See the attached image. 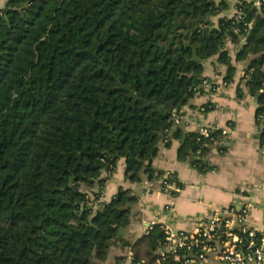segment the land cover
Returning <instances> with one entry per match:
<instances>
[{
  "label": "trees",
  "instance_id": "obj_1",
  "mask_svg": "<svg viewBox=\"0 0 264 264\" xmlns=\"http://www.w3.org/2000/svg\"><path fill=\"white\" fill-rule=\"evenodd\" d=\"M235 6L233 16H221L229 0H7L0 7V264H102L138 201L123 187L99 201L103 171L124 159L131 182L163 175L153 160L169 139L172 111L198 93L204 62L218 56L226 81L234 79L228 41L244 39L235 60H248L246 85L261 122L264 4ZM221 135L175 130L178 159L205 168ZM163 238L156 223L130 246L152 259Z\"/></svg>",
  "mask_w": 264,
  "mask_h": 264
},
{
  "label": "crops",
  "instance_id": "obj_2",
  "mask_svg": "<svg viewBox=\"0 0 264 264\" xmlns=\"http://www.w3.org/2000/svg\"><path fill=\"white\" fill-rule=\"evenodd\" d=\"M6 1L3 0L0 7ZM235 2L229 0V8L221 16L236 14ZM243 42L244 39L236 44L227 42L236 66L232 81H226L227 67L219 63L218 56L204 62L203 76L216 80L218 89L198 92L186 105L177 109L178 117L172 119L173 125L168 131L170 145H166L168 140L161 141L153 160V167L163 175L150 180L147 174H143L141 196L134 192L137 182L125 177L124 159L118 162L114 172L103 171L105 184L99 186L102 188L99 201H110L120 187L129 188L138 196V201L132 205V221L119 237L137 234L136 241L156 223L164 228L192 229L195 222L206 214L207 208L234 204H250L251 221L264 230V141L261 140L262 126L257 115L259 103L257 97L250 95L246 85L244 74L248 60H235ZM212 126L219 128L222 138L215 141L206 154V167L201 169L191 160H179L178 149L182 140L174 138L173 132L177 129L183 133L199 132L200 128ZM167 173L174 174L182 185L170 214L164 210L170 196L160 189L161 178ZM147 189L150 191L146 192ZM126 254L118 245H113L102 264H120Z\"/></svg>",
  "mask_w": 264,
  "mask_h": 264
},
{
  "label": "built area",
  "instance_id": "obj_3",
  "mask_svg": "<svg viewBox=\"0 0 264 264\" xmlns=\"http://www.w3.org/2000/svg\"><path fill=\"white\" fill-rule=\"evenodd\" d=\"M235 1L238 3L242 0ZM254 4L261 7L264 0H254ZM217 89V81L208 77L193 88L196 92ZM261 91L264 92V87ZM177 117L178 111L174 109L172 119ZM260 118L264 139V110ZM218 130V127L212 126L200 128L199 132L208 137ZM160 189L170 196V201L164 207L165 212L170 214L181 187L173 180L172 174L167 173L161 178ZM207 209L192 229L165 227L164 238L152 259L138 258L130 249L120 264H264V230L251 221L250 204ZM151 228L152 225L147 231Z\"/></svg>",
  "mask_w": 264,
  "mask_h": 264
},
{
  "label": "rangeland",
  "instance_id": "obj_4",
  "mask_svg": "<svg viewBox=\"0 0 264 264\" xmlns=\"http://www.w3.org/2000/svg\"><path fill=\"white\" fill-rule=\"evenodd\" d=\"M0 3H3V0H0ZM142 189H143V182H137L134 192H136L138 195L141 196L142 194ZM138 237L137 234L134 235H124L123 237H119L118 239L114 240L113 245H118V248L123 252V253H128L130 245L134 242V240ZM112 245V246H113Z\"/></svg>",
  "mask_w": 264,
  "mask_h": 264
},
{
  "label": "water",
  "instance_id": "obj_5",
  "mask_svg": "<svg viewBox=\"0 0 264 264\" xmlns=\"http://www.w3.org/2000/svg\"><path fill=\"white\" fill-rule=\"evenodd\" d=\"M120 235V234H119Z\"/></svg>",
  "mask_w": 264,
  "mask_h": 264
}]
</instances>
